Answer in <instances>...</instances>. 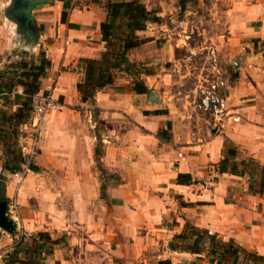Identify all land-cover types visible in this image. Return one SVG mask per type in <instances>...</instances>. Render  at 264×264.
I'll return each mask as SVG.
<instances>
[{
	"label": "crops",
	"instance_id": "crops-1",
	"mask_svg": "<svg viewBox=\"0 0 264 264\" xmlns=\"http://www.w3.org/2000/svg\"><path fill=\"white\" fill-rule=\"evenodd\" d=\"M62 1L33 14L47 23L42 38L49 36L43 49L50 67L40 90L55 77L61 107L44 117L34 169L21 181L3 170L0 158L2 200L17 202L19 242L29 246L39 232L58 239L51 251L42 252L44 264H211L206 251L179 248L175 235L190 222L264 257V174L244 168L243 174L217 173L225 146L237 150L236 162L252 157L264 167V0H213V18L222 17L226 30L210 36L211 46L228 69L226 103L239 121L212 127L182 89L186 73L178 72L179 64L191 66L198 48L190 41L183 42L185 48L164 47L187 37L174 36L164 22L137 32L150 38L145 43L162 47L137 45L127 55L141 63L148 92H135L122 73L96 91L93 102H82L76 88L83 76L80 59L98 58L104 49L99 25L106 13L94 1L66 9ZM156 5L161 20L180 11L176 0ZM63 9L65 22L49 19L50 10ZM1 36L2 30L0 70L13 59ZM12 98L0 99L2 111L16 109ZM207 178L213 185L200 188L198 182ZM16 236V230L0 229V250L9 249Z\"/></svg>",
	"mask_w": 264,
	"mask_h": 264
},
{
	"label": "trees",
	"instance_id": "trees-1",
	"mask_svg": "<svg viewBox=\"0 0 264 264\" xmlns=\"http://www.w3.org/2000/svg\"><path fill=\"white\" fill-rule=\"evenodd\" d=\"M195 0H178L180 11L186 9L188 2ZM96 2V1H94ZM69 1L63 0L66 9ZM105 19L100 22L101 40L104 49L98 58H81L83 76L76 84V88L82 102H93L96 91L112 85L120 74L130 77L132 89L138 93L148 92L147 87L140 79L143 72L140 62H132L128 59V51L139 45L144 40L138 35V31L145 30L149 23H159L161 17L156 9L147 8L142 0H108L105 3ZM65 10L61 12V21L65 22ZM41 61L38 64L26 62L10 63L0 70V99L13 93L16 109L12 113L0 109V140L3 153H10L3 159L2 168L13 172L19 170L25 163V157L20 146V138L24 136L21 126L29 121L32 109V96L40 90V79L44 77L50 67L48 58L41 53ZM20 87L22 92H17ZM14 91V92H13ZM8 129L16 133L14 148L6 142ZM223 158L217 164V173L230 172L243 174V168L249 172H262L261 167L252 157L241 158L236 162L237 150L233 146H225ZM242 167V168H239ZM258 167H260L258 169ZM30 169L34 166L29 165ZM183 175H179V178ZM4 183L0 178V200L5 199L1 195ZM180 241L179 248L192 253L207 252L211 264H264V257L255 251L247 250L233 239L223 240L216 233L206 228H199L190 222H185L182 231L175 235ZM58 239H51L44 232H39L32 238L31 245L16 249L5 258L6 264H44L41 262L43 251H51ZM24 256L18 258V253Z\"/></svg>",
	"mask_w": 264,
	"mask_h": 264
},
{
	"label": "rangeland",
	"instance_id": "rangeland-1",
	"mask_svg": "<svg viewBox=\"0 0 264 264\" xmlns=\"http://www.w3.org/2000/svg\"><path fill=\"white\" fill-rule=\"evenodd\" d=\"M60 1L62 0H51L49 2L50 4L55 6L58 3L60 4ZM89 1H96L105 8L104 5L108 0H70L69 4H72L74 6L79 5L80 7H83V5H85ZM149 1L150 4H152V7L150 9H154L157 6L156 1L159 0H149ZM176 2L178 3V0H176ZM9 3L10 0H0V26H1L0 30L3 31V36H1V38L3 41L7 40L8 41L7 45L11 46V47L4 46L2 48H12L10 50V54L7 56L13 58L10 63L26 62L27 64L30 63L38 64L41 61V58H43L41 57L42 52L44 53L45 56L44 58H48L43 48H46L44 43L47 41V38H49V36L47 35V37L42 38V33L46 29L47 23L46 21L40 23L33 14L35 15L38 14L43 10L45 6L48 5H43L39 9L33 10L31 13V15L35 18L38 27L37 37H34L31 30H26L25 32H22V30L18 28L17 24L11 21V19L7 16L6 8L9 5ZM213 3H214L213 0H195L188 2L186 4V9L184 11H169L171 13L167 12V14H165L162 20L160 21L166 23L169 26L172 32L176 34V35L173 34L174 36H177L176 32H180L181 35L183 34L187 35L186 38L184 37L181 38L179 44L173 39L175 44L173 42L172 47L170 45L169 46L166 45L164 47L185 48L183 47V44L187 41H190L192 45H195V48H198L193 53L190 67L185 68L180 64L178 65V69H179L178 72L186 73V76L184 77V79H182V85H181L182 89L187 91L188 98L189 100L194 101V105L198 97V93H197L198 86L200 85L202 78L206 73L205 54L207 47L212 45L210 41V36L214 35L215 33L218 34L224 33L226 30L225 21L222 17H218L216 19L213 18L214 17L213 11L215 10V7L217 8V5L215 6ZM66 14H67V10L65 11V15ZM48 17L52 22H55L56 20L60 19L61 12H57L55 14L54 11L50 10ZM182 20H186V23H182L181 22ZM203 28L206 29V31L204 33L199 34L198 32H201V29ZM189 36L193 37V39L189 38ZM149 40L150 38H144V40H142V42L139 43L138 48H156V47H162L163 45L160 44L159 46L158 42H156V45L155 43H153L152 45H150L149 43H145ZM194 42L196 43L193 44ZM140 44L143 45L140 46ZM12 100L13 101L15 100L14 96ZM204 116H206L208 120L210 119L208 115L205 114ZM207 125L209 127H212V125L209 123H207ZM9 132L11 133L6 135L7 136L6 142L8 145H11L14 148H16L15 146L16 136H14L16 135V133H14V131H11V129H8V133ZM9 155L10 153H3L2 151L0 158L4 159L5 156H9ZM259 168L260 167H258V169ZM3 170L6 171L5 169ZM6 172L11 175V172L9 171ZM22 247H25V245L18 242L15 245L12 244V246L9 249L2 250L5 253L4 257L2 258V261L5 262V258L6 259L8 258V256L11 254L10 252H13L16 249H21ZM23 256L24 254L20 251L18 253V258H22Z\"/></svg>",
	"mask_w": 264,
	"mask_h": 264
},
{
	"label": "built area",
	"instance_id": "built-area-1",
	"mask_svg": "<svg viewBox=\"0 0 264 264\" xmlns=\"http://www.w3.org/2000/svg\"><path fill=\"white\" fill-rule=\"evenodd\" d=\"M205 71L206 73L198 86V97L194 105L197 111L208 115L210 118L208 123L212 126L224 124L228 120L239 121V116L231 113L227 107L226 93L229 86V72L214 46H209L206 49ZM55 82L56 78L52 77L51 83L44 90H39L32 96V109L29 121L21 126V132L24 134L22 138L28 139L26 144L20 140L25 163L19 170L11 172L12 176L18 181L24 178L25 173L29 170V165L37 154V144L44 117L48 112L61 107L57 97L54 96ZM179 156L184 158L181 153H179ZM198 184L200 188L207 189L213 185V180L200 181ZM8 206L10 217L18 220L17 202L12 199ZM16 231V242L13 245L17 244L23 236L20 226L17 227ZM4 254V251L0 250V260H2Z\"/></svg>",
	"mask_w": 264,
	"mask_h": 264
},
{
	"label": "water",
	"instance_id": "water-1",
	"mask_svg": "<svg viewBox=\"0 0 264 264\" xmlns=\"http://www.w3.org/2000/svg\"><path fill=\"white\" fill-rule=\"evenodd\" d=\"M51 0H10L6 8V14L15 22L22 32L31 30L34 37H37L38 27L35 18L31 15L32 11L49 3ZM70 1V0H67ZM153 92L149 93V97H153ZM8 202L0 200V229L7 233H12L17 229V220L8 214Z\"/></svg>",
	"mask_w": 264,
	"mask_h": 264
},
{
	"label": "bare ground",
	"instance_id": "bare-ground-1",
	"mask_svg": "<svg viewBox=\"0 0 264 264\" xmlns=\"http://www.w3.org/2000/svg\"><path fill=\"white\" fill-rule=\"evenodd\" d=\"M15 219V218H14Z\"/></svg>",
	"mask_w": 264,
	"mask_h": 264
}]
</instances>
